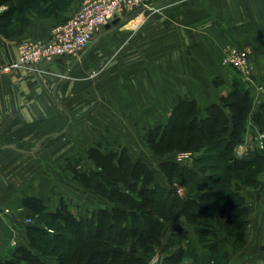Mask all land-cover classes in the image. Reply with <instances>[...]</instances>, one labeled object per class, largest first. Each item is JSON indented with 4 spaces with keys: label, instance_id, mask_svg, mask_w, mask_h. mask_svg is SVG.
<instances>
[{
    "label": "crops",
    "instance_id": "obj_1",
    "mask_svg": "<svg viewBox=\"0 0 264 264\" xmlns=\"http://www.w3.org/2000/svg\"><path fill=\"white\" fill-rule=\"evenodd\" d=\"M81 2L75 1L72 11ZM153 5L123 20L125 24L105 26L80 59L60 56L38 68L3 70L18 58L21 41L49 36L63 15L72 11L40 18L27 10L15 34L6 37L0 32V260L13 256L21 245L30 247L28 226L33 211L23 204L25 197L43 198L49 210L60 205L61 194L51 197L60 189L48 185L55 172L54 159L67 158L74 152L71 145H85L90 137L87 151L103 141L105 131L97 111L85 112V104L91 100L83 96L91 90H75L73 82L59 83V76L71 73L83 82L97 79L101 90L95 91L100 94L141 95L143 101L144 96H152L155 113L148 127H153L168 120L180 97L197 98L205 108L232 87L235 75L223 63L227 47L264 49V0H155ZM260 56L264 50L254 53L256 67ZM120 68L127 73L119 74ZM104 70L108 72L100 76ZM217 76L224 79L222 85H215ZM72 95L76 102L84 100L76 108H70ZM141 110L143 113L144 107ZM148 118L143 114L139 119L146 123ZM247 187L245 193L254 198ZM261 187L250 188L256 191ZM251 204L247 244L242 249L234 248L222 235L224 221L218 219L219 232L230 253L229 264H264V224L252 233V219L258 213L264 218V209ZM179 227L187 231V238L194 237L195 224L184 218L168 223L155 260L169 254L164 246ZM47 261L54 264L56 258L48 257ZM183 264L191 262L186 258Z\"/></svg>",
    "mask_w": 264,
    "mask_h": 264
},
{
    "label": "trees",
    "instance_id": "obj_2",
    "mask_svg": "<svg viewBox=\"0 0 264 264\" xmlns=\"http://www.w3.org/2000/svg\"><path fill=\"white\" fill-rule=\"evenodd\" d=\"M72 1L0 0V32L15 34L27 10L48 18L68 10ZM214 83L222 85L224 79L217 76ZM249 129L252 137L247 141ZM258 132L264 135V101L256 105L248 82L239 75L219 101L205 108L197 98L180 97L168 120L144 135L149 150L161 158L159 170L171 186L158 184L157 170L127 146L109 148L98 142L87 151L89 164L74 168L72 177L103 204L83 214L75 213L64 197L54 210L41 197H25L23 204L35 217L28 226L30 247L19 246L0 264H49L48 257L56 258L54 264H151L163 247L166 225L180 218L195 224V235L183 246L187 231L177 228L164 250L176 241L180 246L165 255L163 264H183L187 257L196 264H229L216 220L223 219L234 248L245 247L252 204L244 187L258 188L263 182L264 144L256 142ZM240 146L246 147L242 153ZM182 152L196 156L210 173L206 180L200 181L189 164L170 158ZM179 181L187 184L188 193L178 191ZM178 233L182 235L173 240Z\"/></svg>",
    "mask_w": 264,
    "mask_h": 264
},
{
    "label": "rangeland",
    "instance_id": "obj_3",
    "mask_svg": "<svg viewBox=\"0 0 264 264\" xmlns=\"http://www.w3.org/2000/svg\"><path fill=\"white\" fill-rule=\"evenodd\" d=\"M75 1L77 0H73L71 2L70 8L68 10H64L65 11L64 13L72 11ZM63 17H67V15L64 14ZM238 46H250V45H238ZM250 47L253 49L254 53L260 52V50H264L261 48H255L257 50L256 51L252 47V45ZM254 53H253V56H254ZM259 58L260 59L258 60L260 61H258V63L256 64L258 66L257 67L255 66L253 70L248 72L246 75L245 73L240 72L239 70L233 67L231 69V66L223 62L224 65H227L230 67L231 74H234L235 76L239 75L240 77H242L244 80L248 82L250 89H252L253 96L255 98V103L257 106L259 105L260 102L264 101V90L261 89V85L264 83V56L262 57L260 56ZM122 65L125 66V64H121V63L119 64V66H122ZM106 72L108 71H105V70L102 71L100 76L102 74H105ZM123 72L127 73L124 70V68H120L118 71L119 74H124ZM256 72L258 75H255ZM60 75L62 76V74ZM63 75L64 76L62 78L60 76L58 77L57 80L59 81V83L68 82L70 84L73 82L71 86L75 90L84 89V88H86L87 90H91V93H87L83 96L84 99L91 100L85 104V108H87L85 109V112L86 114H91L90 112L97 111V117H100L103 129L105 131V133L103 134L102 144L109 148H122L123 146H127L129 148V151L134 157H142L153 168L157 170V181L156 182L158 184L171 186V183L164 178V176L159 170V163L161 162V158L155 156L149 150L144 140L145 139L144 135L147 133L148 129L150 128L148 126L153 121L152 115H154L155 113L151 107L152 105L151 103H153L152 96H144L143 97L144 101H143L141 95H118V94H115L114 91H109V92H106L105 94L104 93L100 94L95 91L96 89L101 87L100 84H97V79L94 80L95 82L92 81L93 79H89L91 81L83 82L82 80L75 79V77L71 73H66V74L63 73ZM100 90L101 88L99 89V91ZM92 99L96 101H93ZM70 100H71L70 108L71 107L76 108L79 106V103L84 101L82 100L81 102H76L77 99L73 95L70 98ZM70 103L68 104L70 105ZM156 104H158V102ZM142 107H144L143 113H141ZM143 114L149 117L147 119L148 122L146 123L145 121L141 123L139 119V118H142ZM89 118L90 120H94L91 117ZM116 120H119L118 121L119 123H117ZM105 121L108 122L107 125L103 123ZM89 122L93 123L94 121H89ZM111 124L114 128H111ZM88 125L92 126L91 124H88ZM88 125L86 128H88ZM78 132L82 133L83 129H79ZM105 134L109 135V137H105ZM257 135L258 136L255 139L256 142L258 143L263 142L264 144V135H262L259 132L257 133ZM251 136H252V130L249 129L246 134V139L250 140ZM89 144H91V137L88 138V140H86L85 145L77 144L76 147H73V145H71V148H72L71 150H73L74 152H71L67 158H64L63 160L54 159L55 172L52 175L53 180H49L50 182H48V185L52 183L54 188L56 187L60 189L59 193L53 192L51 197L55 199V196L57 198L56 194H61L62 198L64 197L67 200V202H69V205L71 206L72 210L75 213L80 212L83 214H87L90 208H98L99 206L103 204L102 200L95 192L83 188L72 177V171L74 168L80 167L82 163L89 164L88 162L90 161L87 158V146H89ZM239 148H240L239 152L242 153L245 151L246 147L240 146ZM170 156H171L170 158L172 157L176 158L177 154L170 155ZM213 162L214 161H212V163ZM187 164H189L193 170L195 171L197 170L198 179L200 181L206 180L209 177L210 173L206 170L205 167L201 166L197 162L196 156L193 158H190L189 163ZM260 177H261V181H263L261 188H259L256 191H252L250 187H247L245 190L249 191V193L254 194V198L251 196L249 197L250 202L253 204L256 203L258 207L262 210L264 209V171L263 173H261ZM175 186L177 187L178 191L181 194L189 192L187 190L188 188L187 184H184L181 181L176 182ZM192 186L194 185L192 184ZM196 189H198V187H195V190ZM49 203H52V202L49 201ZM31 220H32L31 222H35V217L34 216L33 218L31 217ZM263 224H264V218H261V216H259V213H258L257 217H253L252 219V233L257 232L258 231L257 229L258 228L260 229ZM216 225L217 227L219 225L218 219L216 220ZM181 235H182L181 233H178L177 236L175 235L176 237H173V240L178 239ZM222 235L225 236V233L222 232ZM187 242H188V238L186 237L183 239V243H184L183 246H187ZM177 244L178 242L176 241V243L173 244V247H175L174 249L173 248L172 250L166 249V251L164 252L170 253L174 251L176 249ZM187 259H189V262H191V264H196L194 262V259H192L191 257L190 258L187 257ZM152 264H163V257L159 256L157 260L155 259L152 260ZM198 264H205V263L199 262Z\"/></svg>",
    "mask_w": 264,
    "mask_h": 264
},
{
    "label": "built area",
    "instance_id": "obj_4",
    "mask_svg": "<svg viewBox=\"0 0 264 264\" xmlns=\"http://www.w3.org/2000/svg\"><path fill=\"white\" fill-rule=\"evenodd\" d=\"M154 2L155 0H82L67 19L52 27L49 36L21 41L18 58L3 70L38 68L60 56L80 59L107 24L118 17L125 20L141 7L153 8ZM224 63L246 75L255 67L253 49L250 46H229L225 49ZM261 89L264 90V83ZM193 157L192 152H182L177 154L176 160L189 163V159Z\"/></svg>",
    "mask_w": 264,
    "mask_h": 264
},
{
    "label": "water",
    "instance_id": "obj_5",
    "mask_svg": "<svg viewBox=\"0 0 264 264\" xmlns=\"http://www.w3.org/2000/svg\"><path fill=\"white\" fill-rule=\"evenodd\" d=\"M144 10V8H139L137 9L132 15H130V19L134 18L135 16H137V14L141 13ZM121 24H125V21L121 20L119 17L115 18L112 22H110L109 24H107L106 26H111V25H118L120 26ZM52 63V60H49L47 62H45L43 65L47 66L49 64Z\"/></svg>",
    "mask_w": 264,
    "mask_h": 264
}]
</instances>
